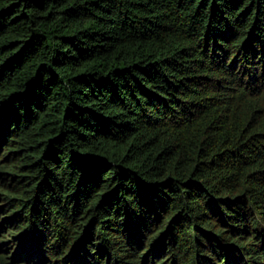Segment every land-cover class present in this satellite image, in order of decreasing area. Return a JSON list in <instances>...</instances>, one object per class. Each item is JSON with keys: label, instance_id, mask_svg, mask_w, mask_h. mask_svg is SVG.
<instances>
[{"label": "trees", "instance_id": "16d2710c", "mask_svg": "<svg viewBox=\"0 0 264 264\" xmlns=\"http://www.w3.org/2000/svg\"><path fill=\"white\" fill-rule=\"evenodd\" d=\"M0 264H264V0H0Z\"/></svg>", "mask_w": 264, "mask_h": 264}]
</instances>
